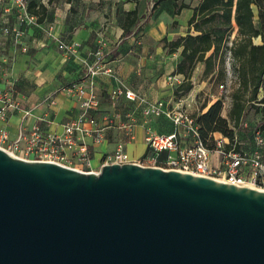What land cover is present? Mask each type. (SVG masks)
<instances>
[{
	"label": "water",
	"instance_id": "obj_1",
	"mask_svg": "<svg viewBox=\"0 0 264 264\" xmlns=\"http://www.w3.org/2000/svg\"><path fill=\"white\" fill-rule=\"evenodd\" d=\"M0 264H264V190L136 162L84 171L0 147Z\"/></svg>",
	"mask_w": 264,
	"mask_h": 264
},
{
	"label": "crops",
	"instance_id": "obj_2",
	"mask_svg": "<svg viewBox=\"0 0 264 264\" xmlns=\"http://www.w3.org/2000/svg\"><path fill=\"white\" fill-rule=\"evenodd\" d=\"M199 2L37 0L34 8L44 7L40 21L37 19L36 24L23 27L17 42L10 34H0V107L4 93L14 102V106H8L4 115H0V128L7 131L10 139L19 130L27 131L34 125L61 134L64 125L80 113L79 97L66 91L65 86L82 78V60L91 58L95 50L101 49L107 65L117 75L116 80L106 73L94 78L93 91L99 105L89 113L103 126V138L96 140L91 135L77 132L75 148L85 144L89 159L85 167L93 171L100 169L104 155L119 142L132 160L150 153L145 140L146 127L134 125V137L130 139L122 127L129 120V112L122 106L109 111L113 107L109 106L108 93L120 82L150 101L170 99L176 102L182 98L191 103V96L207 85L204 77H198L203 73L204 65H198V73L195 72L197 64L193 69L191 89L185 95H175V87L184 81V75L175 72L182 46L172 48L169 42L188 32L198 33L192 27L188 31V19ZM180 4L185 6L176 12ZM32 14L38 18L35 12ZM132 18L133 22L130 21ZM16 21V11L8 3L0 2V27L14 25ZM235 35L236 26L231 38ZM58 38L79 41L77 54L66 58L56 46ZM253 42L260 43V36L254 37ZM170 75L176 78L175 84L167 79ZM120 101L130 103L123 97ZM212 102L209 101L207 106ZM221 115L228 117V113ZM66 152L76 159V150ZM163 156L159 153L160 158Z\"/></svg>",
	"mask_w": 264,
	"mask_h": 264
},
{
	"label": "built area",
	"instance_id": "obj_3",
	"mask_svg": "<svg viewBox=\"0 0 264 264\" xmlns=\"http://www.w3.org/2000/svg\"><path fill=\"white\" fill-rule=\"evenodd\" d=\"M27 1L0 0V2L8 3L16 11L17 17L16 24L2 25L0 34H10L17 42L23 33L24 26L36 24L37 17L29 12ZM56 46L66 58H69L77 54L80 43L77 40L65 42L58 38ZM92 55V61L87 58L82 60L84 65L82 78L65 86L66 91L79 97L80 113L77 118L64 125L62 133L43 130L39 125H34L30 130H19L15 137L10 139L7 131L0 128V147L24 159L51 160L80 170L91 171L82 168L89 161L87 148L83 143L75 148V134L81 132L93 136L96 140L103 138V126L89 113L91 109H95L99 105V100L93 91L94 78L100 73H106L109 77L117 79L114 69L103 60L104 55L101 49L95 50ZM226 62L228 77L226 83L221 85L224 91L227 90L230 81L229 52ZM167 79L173 84L177 82L176 78L171 75ZM3 97L4 101L0 107L1 116L4 115L8 106H14V102L8 94L4 93ZM122 97L132 101L135 107L142 105V113L145 116L166 115L172 120L174 128L168 133H157L147 129L145 140L150 148V153L141 159H130L123 144L119 142L111 152L104 155L103 163L136 162L174 168L264 190V136L258 129L253 131L254 148L251 152L243 149L236 150V141H230V138L226 136H216L217 132H213V145L208 146L200 137L194 117L181 107L169 108L164 99L147 100L138 92L119 82L110 89L108 99L114 102ZM178 101L182 102L183 99L179 98ZM122 127L126 130L128 137L132 139L134 137L133 122L127 121ZM185 136L190 137L191 140L184 142ZM73 150L77 152L75 160L73 155L70 156L66 152ZM161 151L165 152V157L162 161H158L157 154ZM217 172H221L222 176L215 177Z\"/></svg>",
	"mask_w": 264,
	"mask_h": 264
},
{
	"label": "trees",
	"instance_id": "obj_4",
	"mask_svg": "<svg viewBox=\"0 0 264 264\" xmlns=\"http://www.w3.org/2000/svg\"><path fill=\"white\" fill-rule=\"evenodd\" d=\"M36 1H27L28 10L31 13L35 12L40 21L44 7L38 5V9L34 8ZM182 6L185 5L180 4L176 12ZM130 21L133 22L134 18ZM234 26H236V35L231 38ZM191 27L198 33L188 32L169 42L172 48L182 46L175 72L182 73L184 81L175 87L174 94L179 96L191 89L190 77L199 62L204 65L202 78L215 73L216 79H224L226 77L225 55L229 52L230 68L237 78V85L230 93L232 102L228 117L221 115L222 101L219 98L208 106L207 101L202 103L193 117L201 139L208 146L213 145V132H220L230 138V141H236V150L243 149L251 152L254 148V129H258L264 136V0H200L193 7L192 15L188 19V31ZM258 36L261 42L256 44L253 38ZM63 40L71 41L64 38ZM209 50L211 52L206 55ZM91 56L87 58L89 61L93 60V55ZM248 105L255 107L256 110L259 109L261 115L252 128L251 145L246 149L242 148L240 143H237L239 141L234 138V128L239 126ZM159 153H163L164 156L160 158ZM159 153L157 160L162 161L165 152Z\"/></svg>",
	"mask_w": 264,
	"mask_h": 264
},
{
	"label": "rangeland",
	"instance_id": "obj_5",
	"mask_svg": "<svg viewBox=\"0 0 264 264\" xmlns=\"http://www.w3.org/2000/svg\"><path fill=\"white\" fill-rule=\"evenodd\" d=\"M30 25H32V24H30ZM30 25H28V26H30ZM227 55L228 54L225 55V61H224L225 72L227 70V62H226L227 61ZM200 64H203V63H201V62L197 63V69H195V72H197V73L200 70V66H198ZM229 70H230V76H229L230 81L228 83V87H227L226 91H224V89L221 88V85L223 83H226V79L228 77L227 72H226V77L224 79H221V78L216 79V77L214 75L215 73H214L212 76L208 75L207 77H205V81L207 82V85L205 86V88L203 90H200L199 92H197L191 96V100H192L191 103H187L185 101V99H183L182 102H179V101L175 102V101H172L170 99H165V101H167V103H168V107L173 108V109L177 108V107H181L188 114L193 116V114L195 112L199 111V108L202 105V103H204L205 101H207V103H208L209 101H214L217 98H219L222 101L221 113H223L224 115L227 116L228 110H229L231 102H232L231 97H230V93L232 92L233 88L237 85L236 76L233 74L231 68H229ZM198 77L201 78L202 73ZM209 77H211V78L209 79ZM200 84H201V81H200ZM183 94L185 95L186 93H183ZM129 102H130L129 104L122 103L120 101V98L114 102L109 100V106L113 107V109L109 110V111H114L115 108H119V106H122V108H124L126 110V112L127 111L129 112V114L127 116V117H129L128 122L132 121L133 125L140 124L142 126H145L146 131H147V129H149L151 131L159 132V131H165L167 128L172 129V127H173L172 120L169 117H167L166 115L145 116L142 113V105L135 107V105H134V103H132V101H129ZM260 115H261V113H260L259 109L256 110L255 107L248 105L245 113L243 114V116L239 122V126L234 128V138L237 141H239L237 143H240L242 148L244 147L247 149L251 145V131H252L253 126L259 121ZM215 135L216 136H219V135L224 136L220 132H217ZM183 140H184V142H189L191 140V138L188 136H185L183 138ZM148 154H146V155H148ZM146 155H144V156H146ZM144 156H141L137 159H141ZM73 165H75V163H73ZM161 165L165 167V165L163 163H161ZM82 168H86V167L83 166ZM215 175H216L215 177H221L222 173L217 172Z\"/></svg>",
	"mask_w": 264,
	"mask_h": 264
}]
</instances>
